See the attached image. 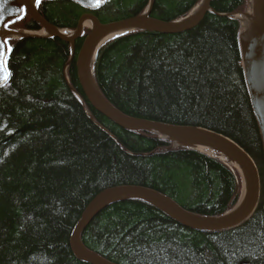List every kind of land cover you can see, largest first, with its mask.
<instances>
[{"label": "trees", "instance_id": "16d2710c", "mask_svg": "<svg viewBox=\"0 0 264 264\" xmlns=\"http://www.w3.org/2000/svg\"><path fill=\"white\" fill-rule=\"evenodd\" d=\"M199 0H153L149 16L180 18ZM149 0H107L88 11L72 0H40L57 28L76 29L91 12L101 23L140 14ZM200 23L180 33L138 30L103 44L95 58L101 93L124 114L226 135L254 160L260 198L242 225L219 232L188 228L150 204H110L81 234L83 244L118 264H264V147L241 65L246 0H211ZM10 29L37 31L27 12ZM59 37L8 39L9 80L0 86V264H88L71 234L104 189L156 190L201 216L237 202L240 179L223 162L154 132L118 126L94 109L78 80L76 56ZM69 82L65 78V68ZM92 118L97 123L92 121ZM108 132H106L104 129Z\"/></svg>", "mask_w": 264, "mask_h": 264}, {"label": "water", "instance_id": "95a60500", "mask_svg": "<svg viewBox=\"0 0 264 264\" xmlns=\"http://www.w3.org/2000/svg\"><path fill=\"white\" fill-rule=\"evenodd\" d=\"M36 1L37 0H0V43L5 42V36H12L14 34L5 29V24L16 19L21 14L22 7H24L31 18L41 23V25L48 31L47 36L59 37L71 45V61L75 55V40L82 35L84 21L86 19L91 20L92 28L85 37L76 56V67L79 83L88 102L94 109L125 129L133 131H152L175 141L176 145L190 146L192 148L195 146H203L217 151L229 158H235L240 162L245 173V183L242 186L241 194L243 202L241 206L237 208L241 200L240 198L239 202L231 211L226 212L219 217H205L194 214L182 208L172 198L147 187L123 185L104 189L98 193L85 208L71 234L70 245L74 255L79 260L88 264H118L87 248L81 240V234L90 221L98 215L100 211L110 204L122 200H142L165 213L176 222L195 230L207 232L223 231L232 229L245 222L255 211L260 197V179L258 170L248 153L226 135L207 128L174 126L128 116L118 110L105 98L98 88L95 78L94 84L88 78L89 60L94 51L95 58L97 50L100 47V45H98L96 49L98 42L109 32L121 29H128L130 31L148 30L165 34L184 32L197 26L204 18L207 11H211V0H202L196 13L189 14L183 19L172 22L154 20L149 17H147L148 20H144L143 15H147L150 7L141 15L107 24H101L98 18L91 13H85L79 18L76 30L70 37L62 34L57 27L48 23L41 17L35 7ZM72 1L85 9L93 10L101 6L106 0ZM152 1L153 0H151V2ZM250 10L251 14L249 20L239 34V42L245 75L244 79L250 95L252 108L258 121L264 147V0H250ZM23 36L37 37L41 35L29 33L21 35V37ZM3 51V59L6 61L8 52L6 43H4ZM8 73L9 71L7 68V73L0 74V85L7 81L9 77ZM5 75L7 78L3 79L2 77ZM92 121L96 123L93 118ZM104 130L108 132L106 129Z\"/></svg>", "mask_w": 264, "mask_h": 264}, {"label": "bare ground", "instance_id": "6f19581e", "mask_svg": "<svg viewBox=\"0 0 264 264\" xmlns=\"http://www.w3.org/2000/svg\"><path fill=\"white\" fill-rule=\"evenodd\" d=\"M198 10V7L196 6L193 10H192V14H194V13H196V11ZM242 18V24L243 25H245L246 24V22H247V20H248V15L247 16H242L241 17ZM143 19L144 20H148V18H147V15L146 14H144L143 15ZM84 25L85 26H91V21L89 20V19H86L85 21H84ZM128 29H121V30H114V31H111V32H109L108 34H106L99 42H98V44H97V46H96V49H97V47H98V45H100L102 42H104L106 39H108V38H111V37H113V36H115V35H119V34H121V33H123L124 31H127ZM95 49V50H96ZM94 54H95V51L93 52V54H92V56H91V58H90V60H89V63H88V78L90 79V81L94 84V76H93V70H92V63H93V58H94ZM195 148H197V149H200V150H206V147H203V146H195ZM223 159H225L226 160V158H224V157H222ZM230 163L232 164V166L233 167H235L238 171H239V173H240V175H241V177H242V179L244 180V183H245V173H244V170H243V167H242V165L240 164V162L238 161V160H236L235 158H231L230 159ZM242 202H243V199H241V201H240V203H239V205H238V207L237 208H239L240 206H241V204H242Z\"/></svg>", "mask_w": 264, "mask_h": 264}, {"label": "snow or ice", "instance_id": "6c2138e0", "mask_svg": "<svg viewBox=\"0 0 264 264\" xmlns=\"http://www.w3.org/2000/svg\"><path fill=\"white\" fill-rule=\"evenodd\" d=\"M37 2H39V0H37ZM4 43H7V42L5 41L3 43H0V74L7 73L6 61H4V59H3V57H4V51H3ZM8 75H10V73H8ZM2 78L6 79L7 76L5 75Z\"/></svg>", "mask_w": 264, "mask_h": 264}, {"label": "rangeland", "instance_id": "374dc122", "mask_svg": "<svg viewBox=\"0 0 264 264\" xmlns=\"http://www.w3.org/2000/svg\"><path fill=\"white\" fill-rule=\"evenodd\" d=\"M17 38V37H16Z\"/></svg>", "mask_w": 264, "mask_h": 264}]
</instances>
